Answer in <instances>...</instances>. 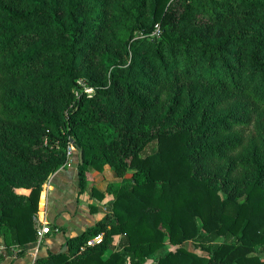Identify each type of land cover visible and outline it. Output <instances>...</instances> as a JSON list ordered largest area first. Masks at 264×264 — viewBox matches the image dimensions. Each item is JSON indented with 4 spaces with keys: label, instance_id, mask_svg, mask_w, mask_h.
Segmentation results:
<instances>
[{
    "label": "trees",
    "instance_id": "1",
    "mask_svg": "<svg viewBox=\"0 0 264 264\" xmlns=\"http://www.w3.org/2000/svg\"><path fill=\"white\" fill-rule=\"evenodd\" d=\"M69 144L79 193L104 196L91 169L120 180L110 213L35 264H146L166 239L156 264H264V0H0L7 244L36 239Z\"/></svg>",
    "mask_w": 264,
    "mask_h": 264
},
{
    "label": "crops",
    "instance_id": "2",
    "mask_svg": "<svg viewBox=\"0 0 264 264\" xmlns=\"http://www.w3.org/2000/svg\"><path fill=\"white\" fill-rule=\"evenodd\" d=\"M76 164L77 153L74 152L72 160L51 174L42 186L34 224L35 229L45 224L44 226L50 229L49 233L44 234L40 240L36 237L34 241L24 245L7 244L4 242L3 235L0 234V264H35L37 258L45 257L48 252H60L62 246L66 245L65 240L68 236L83 232L106 213H110L108 204L103 202L109 200V195L105 192L108 181L114 178L119 179L115 172L106 166L100 172L88 174L89 186L104 194L99 199L90 195L88 191L79 193ZM101 239L102 234H100V241ZM119 240L120 236L113 237L115 249ZM111 252V249H107L102 257H108Z\"/></svg>",
    "mask_w": 264,
    "mask_h": 264
},
{
    "label": "rangeland",
    "instance_id": "3",
    "mask_svg": "<svg viewBox=\"0 0 264 264\" xmlns=\"http://www.w3.org/2000/svg\"><path fill=\"white\" fill-rule=\"evenodd\" d=\"M159 34V30L157 29L156 31H155V35H158ZM78 81V83H79V86H78V89L79 90H81V91H85V92H87V93H89V94H92L93 93V90H87V88H89L87 85H85L81 80H77ZM67 148H68V146H67ZM66 148V149H67ZM74 149V148H73ZM66 152H67V150H66ZM73 154H74V151H73ZM73 154H70L69 155V157H68V159H67V162L69 163L71 160H72V156H73ZM74 160V159H73ZM74 162H76V160L74 161ZM67 164V163H66ZM104 169V167L102 168V169H100V170H94V169H91V172H95V171H98V172H100V171H102ZM131 174V170H128L127 171V173H126V175H130ZM118 177V176H117ZM119 178V177H118ZM117 179H110V181H108V183H107V185H106V187H105V191H106V189H107V187L109 188V187H114V185L115 184H117V182H119V180H120V178L116 181ZM106 192H108V191H106ZM108 195H109V200L108 201H104L103 203L104 204H109L110 203V200L112 199V195L108 192ZM109 208V207H108ZM186 245H187V247H189V248H192L191 247V245H190V242H187L186 243ZM175 248V246H173V245H171L170 243H168L167 242V239H166V245H165V247H162L161 249H159V250H157L152 256H150V257H147L146 258V261H147V259H150V261H147V264H155V261H156V256H158V255H160V254H162L164 251H166V250H168V249H170V250H172V249H174ZM196 252L197 253H201V251L198 249V250H196Z\"/></svg>",
    "mask_w": 264,
    "mask_h": 264
},
{
    "label": "built area",
    "instance_id": "4",
    "mask_svg": "<svg viewBox=\"0 0 264 264\" xmlns=\"http://www.w3.org/2000/svg\"><path fill=\"white\" fill-rule=\"evenodd\" d=\"M87 90H92L91 87L87 88ZM72 144L68 145L67 148V158L69 157L70 154H73V151L75 150V148ZM45 224L41 225L40 228L36 229V237L38 240L42 239L43 235L46 233H49V227L48 226H44ZM99 242L100 241V235L95 236L94 240H89L88 244H92L93 242Z\"/></svg>",
    "mask_w": 264,
    "mask_h": 264
},
{
    "label": "water",
    "instance_id": "5",
    "mask_svg": "<svg viewBox=\"0 0 264 264\" xmlns=\"http://www.w3.org/2000/svg\"><path fill=\"white\" fill-rule=\"evenodd\" d=\"M78 154V160L80 163H82L83 159H82V151L78 150L77 151ZM66 249V245H63L62 248L60 249V252L64 251Z\"/></svg>",
    "mask_w": 264,
    "mask_h": 264
}]
</instances>
